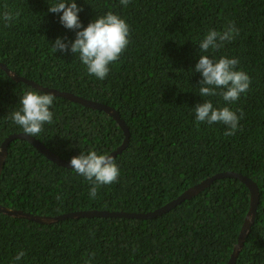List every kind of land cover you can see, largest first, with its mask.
Masks as SVG:
<instances>
[{
  "label": "trees",
  "instance_id": "trees-1",
  "mask_svg": "<svg viewBox=\"0 0 264 264\" xmlns=\"http://www.w3.org/2000/svg\"><path fill=\"white\" fill-rule=\"evenodd\" d=\"M0 63L117 110L131 140L68 170L9 147L0 204L35 216L149 213L224 172L253 180L255 223L236 264H264V0H0ZM28 134L66 161H97L124 133L106 113L0 68V148ZM234 178L153 220L0 213V264H228L250 209Z\"/></svg>",
  "mask_w": 264,
  "mask_h": 264
},
{
  "label": "water",
  "instance_id": "water-1",
  "mask_svg": "<svg viewBox=\"0 0 264 264\" xmlns=\"http://www.w3.org/2000/svg\"><path fill=\"white\" fill-rule=\"evenodd\" d=\"M0 68L6 72V74L15 82L17 83H23L27 86H31L32 88L39 90L43 93L49 94L54 97H61L64 98L70 102L80 104L85 108L93 109L97 111H101L106 113L108 116H110L122 129L124 133V140L121 147L117 149V151L111 153L109 156L101 158L97 161H66L61 159L58 155H56L51 150L47 149L40 141H38L36 138L28 135V134H14L10 137H8L0 148V179L2 175V171L5 165V162L8 158L9 154V147L14 141H26L30 145H32L35 149H37L42 155L46 157V159L52 161L54 164L68 169V170H79L83 168H100L105 165H108L111 163L114 159H116L127 147H129L130 140H131V134L130 129L126 122L122 119L120 113L115 110L114 108L99 103L95 101H91L88 99H85L83 97L76 96L72 93L62 92L56 89H50L47 87H43L39 85L38 83H35L31 80H28L24 77L19 76L17 73L12 71L7 67V65L0 63ZM225 178H234L236 180L241 181L244 183L247 188L250 190L251 197H250V209L249 212L245 218L244 224L242 226V230L239 235L238 242L236 246L234 247L233 253L231 255L230 261L228 264H236V261L238 259L239 254L241 253L246 239L252 229V226L255 223V219L258 213L259 208V198H260V192L257 184L251 180L250 178L234 173V172H224L217 174L200 184L188 189L185 193H183L180 197H178L176 200L172 201L171 203L167 204L166 206L155 210L153 212L149 213H127V212H108V211H87V212H76L72 214H65L59 217H43V216H35L30 213H25L24 211L19 210H12L8 209L0 204V213L11 218L15 219H23L31 222H35L37 224L41 225H53L57 224L59 222H63L69 219H93V218H113V219H136V220H153L157 219L168 212L175 209L180 204L196 197L201 192H203L205 189L210 187L213 183H215L217 180L225 179Z\"/></svg>",
  "mask_w": 264,
  "mask_h": 264
}]
</instances>
